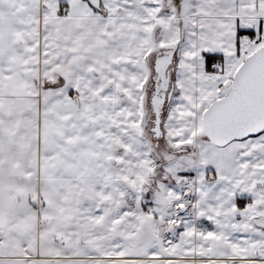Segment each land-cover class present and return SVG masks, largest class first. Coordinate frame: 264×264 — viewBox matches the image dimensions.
I'll use <instances>...</instances> for the list:
<instances>
[{"label": "snow or ice", "instance_id": "1", "mask_svg": "<svg viewBox=\"0 0 264 264\" xmlns=\"http://www.w3.org/2000/svg\"><path fill=\"white\" fill-rule=\"evenodd\" d=\"M0 264H264V0H0Z\"/></svg>", "mask_w": 264, "mask_h": 264}]
</instances>
